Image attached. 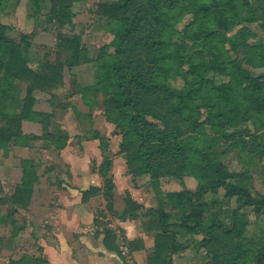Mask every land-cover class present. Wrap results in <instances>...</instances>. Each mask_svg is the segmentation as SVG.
I'll return each instance as SVG.
<instances>
[{
    "label": "trees",
    "instance_id": "1",
    "mask_svg": "<svg viewBox=\"0 0 264 264\" xmlns=\"http://www.w3.org/2000/svg\"><path fill=\"white\" fill-rule=\"evenodd\" d=\"M82 1L87 0H56L51 14L59 26L70 23V4ZM9 2L0 0V16ZM28 2L33 6L36 0ZM101 13L113 25V52L100 58L97 86L81 88L80 97L91 106L88 95L102 92L105 119L121 137L118 154L125 160V174L146 177L155 196L156 206L142 215L147 219L143 226L155 232L146 264H170L167 258L180 245L177 236L199 235L205 264H264V243L253 256L245 240L246 214L234 212L225 226L219 213L210 211L215 203L205 199L223 189L225 199H235L238 211L251 208L257 216L264 214V196L253 197L246 186L249 174L229 173L217 154L220 145L224 150L219 155L237 151L251 160L264 159V0H116L103 4ZM252 25L262 33L257 42H250L256 30ZM6 30L0 22V118L6 122L0 128V149L5 151L10 141L28 146L22 134V123L28 121L40 124L41 137L62 151L67 133L48 130L51 118L33 110L32 96L57 87L62 65L48 64L41 74L34 72ZM21 42L26 45L24 37ZM64 43L74 51L69 66L79 65L78 40L60 37L59 46ZM14 79L28 85L18 113ZM93 139L99 141L102 162L97 174L103 187L90 188L82 196L84 200L102 192L110 209L112 159L107 140ZM21 167L12 200L24 209L37 176L32 160H22ZM185 178L196 181L194 190L162 191V180L184 185ZM125 207L124 217L134 220L142 209L129 197ZM9 264L47 262L23 254Z\"/></svg>",
    "mask_w": 264,
    "mask_h": 264
},
{
    "label": "rangeland",
    "instance_id": "2",
    "mask_svg": "<svg viewBox=\"0 0 264 264\" xmlns=\"http://www.w3.org/2000/svg\"><path fill=\"white\" fill-rule=\"evenodd\" d=\"M111 1L116 0H87L71 3V20L64 26H59L58 21L51 14V8L56 0H36L33 6L28 0H10L8 7L0 16L1 24L7 27L8 40L17 45L31 70L41 74L45 65L57 63L62 65V74L56 88L49 91L37 90L32 93L33 110L48 115L51 118L48 130L52 134H57L59 130L67 133L66 148L71 146L70 149L68 147L70 153L62 157L61 151L54 149L48 139L41 137L43 130L40 124L24 121L22 134L27 137L28 146L17 147L13 145V141H10L5 151L0 149V264H9L10 259H16L23 254L40 256L35 241L40 235V226L43 225L44 219L38 203L41 198V196L38 198V194L43 191L41 182L49 178L62 179L69 175L66 158L69 159L74 152L76 155L79 154L78 150L83 148V143L95 136L106 139L109 150L115 149L119 156L121 137L115 135L114 125L105 119L102 92L89 94L88 99L92 105L87 106L82 101L79 91L81 88L97 86L100 79V58L113 52L111 48L113 35L110 32L113 25H110L109 20L101 13L102 5ZM255 26L252 25V29H256H253L255 37L251 38L250 42H257L262 36L261 31ZM23 37L26 39V45L21 42ZM60 37L68 41L78 40V47L82 52L79 65L69 66L68 63L74 56V51L67 43L59 46ZM253 72L254 75L261 73V71ZM13 84L18 90L19 107L15 109V113H18L22 100L27 94L28 85L15 79ZM5 123V120L0 118V128L6 127ZM95 144L99 145V141L97 140ZM223 150L224 148L220 145L217 147L218 158L227 171L231 174L240 172L249 174L246 186L253 197L264 196V159L260 162L251 160L240 156L237 151L219 155ZM108 155L111 159L114 156L110 151ZM25 159L35 163L37 182L33 184L32 194L26 208L23 209L13 203L12 195L16 186L20 184L21 161ZM123 161L125 163L124 158ZM91 164L92 169L98 171L94 159ZM126 170L125 165V173ZM125 173L122 176L134 180L136 178L138 182L147 180L146 177H131ZM191 180L194 190L197 183L194 179ZM183 187H186L185 183L182 185L176 180L161 181L163 192H178L182 191ZM144 190L148 194L146 202L155 206L156 200L152 190L148 186ZM112 195H114L113 191ZM120 199L123 203V197ZM205 199L209 205L215 203V208L212 206L210 211H217L218 220L225 226L231 223L234 212L246 214L248 225L244 237L246 242L250 243L251 254L253 252L255 256L257 249L264 245V214L257 216L251 208L238 211L235 199H225L223 189H220L216 195L208 193ZM121 202L117 203L121 204ZM197 244L194 243L188 248V258L194 264H205L208 260L207 255L203 250L199 251ZM253 256L252 261H254Z\"/></svg>",
    "mask_w": 264,
    "mask_h": 264
},
{
    "label": "crops",
    "instance_id": "3",
    "mask_svg": "<svg viewBox=\"0 0 264 264\" xmlns=\"http://www.w3.org/2000/svg\"><path fill=\"white\" fill-rule=\"evenodd\" d=\"M96 141L91 138L83 143V148H79V154L74 152L69 159L66 158L69 175L62 179L42 180L43 191L38 194V198L41 196L38 203L44 219L40 235L35 241L38 254L47 264H129V259L134 264H146L154 248L155 232L143 226L147 219L142 215L156 205L151 206L146 202L148 194L144 189L147 180L138 182L136 178L134 180L122 176L125 163L121 155L117 156L115 149L109 150L114 155L111 170L114 195L111 208H107L102 192L88 195L83 200V192L103 187L102 178L97 174V169H92L91 164L94 159L95 167L98 168L102 161ZM68 147L71 148L67 146L61 151L62 157L70 153ZM191 179H184L188 190H193ZM122 197L123 203L120 199ZM127 197L142 206V209L135 212L138 217L136 220L124 217ZM106 232L108 237L105 236ZM176 239L180 245L167 260L170 264H194L188 258V248L200 241L202 236H177ZM132 242L129 249V243ZM122 248L128 249V259L122 255Z\"/></svg>",
    "mask_w": 264,
    "mask_h": 264
},
{
    "label": "built area",
    "instance_id": "4",
    "mask_svg": "<svg viewBox=\"0 0 264 264\" xmlns=\"http://www.w3.org/2000/svg\"><path fill=\"white\" fill-rule=\"evenodd\" d=\"M121 253H122V255H123L124 257H126V258L128 259L129 252H128V249H127V248H124V249L122 248ZM128 263H129V264H134V261L131 260V259H129V260H128Z\"/></svg>",
    "mask_w": 264,
    "mask_h": 264
}]
</instances>
